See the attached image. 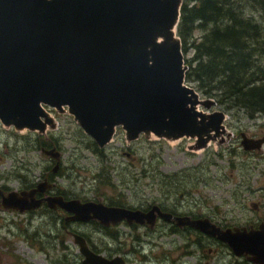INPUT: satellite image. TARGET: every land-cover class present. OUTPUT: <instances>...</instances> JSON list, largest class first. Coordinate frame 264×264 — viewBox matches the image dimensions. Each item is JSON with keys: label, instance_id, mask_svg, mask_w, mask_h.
<instances>
[{"label": "water", "instance_id": "obj_1", "mask_svg": "<svg viewBox=\"0 0 264 264\" xmlns=\"http://www.w3.org/2000/svg\"><path fill=\"white\" fill-rule=\"evenodd\" d=\"M184 0H0V121L16 131L44 134L55 123L44 106L68 112L99 147L122 127L128 141L140 134L178 140L197 137L198 147L225 131L216 101L187 87L182 41L177 35ZM186 84V85H185ZM264 137L247 139L245 150H260ZM45 153L50 154L52 152ZM59 160L60 153L52 155ZM59 167V162L56 164ZM46 184L28 192L0 189L3 206L21 212L60 207L75 221L109 224L126 219L154 223L158 209L167 221L226 243L236 256L264 264V224L258 230H222L208 219L173 217L153 207L148 213L99 202L37 199ZM83 264H111L75 236Z\"/></svg>", "mask_w": 264, "mask_h": 264}, {"label": "rangeland", "instance_id": "obj_2", "mask_svg": "<svg viewBox=\"0 0 264 264\" xmlns=\"http://www.w3.org/2000/svg\"><path fill=\"white\" fill-rule=\"evenodd\" d=\"M256 19L262 21L261 13L256 14ZM191 57L192 52L185 55V59ZM189 86L194 88L193 84ZM213 111L226 116L227 131L222 144L216 142L206 150L196 149L192 147L194 139L168 142L153 135L150 138L142 135L130 142L126 132L118 128L102 156L92 152V139L72 115L56 111V129H49L43 135L55 136L62 153L61 173L55 181L61 190L75 194L82 201L106 203L108 195L118 190L133 205L146 207L159 201L170 208L177 202L181 212L197 215L205 212L219 223L259 222L264 218V145L260 150L246 151L241 133L247 139L263 138L264 116L251 119L243 111H228L219 104L212 107L210 112ZM37 135L26 130L15 131L0 122V187L16 191L21 185L42 182L52 171L48 167L54 163L37 147ZM185 173H190L189 177L178 178L183 185L176 194L172 193V203H167L164 193L172 189L168 183L158 188L160 175L184 176ZM108 179L113 188L105 183ZM179 194L184 195L182 202ZM253 203L259 204L258 208H253ZM217 209L224 213L219 215ZM58 223L48 215L27 216L6 210L0 201V264H72L76 253L74 240L65 234L62 223ZM71 229L87 234L99 251L104 252V235L93 231L94 225L72 224ZM161 240L168 249L174 243L172 240L178 242V236L167 234ZM231 251L210 256V263L232 261ZM188 261L194 264L193 260Z\"/></svg>", "mask_w": 264, "mask_h": 264}, {"label": "flooded vegetation", "instance_id": "obj_3", "mask_svg": "<svg viewBox=\"0 0 264 264\" xmlns=\"http://www.w3.org/2000/svg\"><path fill=\"white\" fill-rule=\"evenodd\" d=\"M50 111L53 113V119L56 121V110L50 108ZM64 113V112H63ZM46 132L45 134H47ZM43 134V135H45ZM39 135V134H38ZM246 134L241 133V137ZM230 137V136H229ZM223 139L220 143L225 142V135H220L216 137L215 140ZM44 140L52 142L53 146L49 149L41 148L40 150L45 153L52 152L49 155L50 161L54 163V166H49L48 168H52L51 172H48V175L45 176L42 182H32L26 185H21L15 192L21 195L22 192H28L37 188L40 183L46 184V190L43 193H36L35 197L37 199H44L46 197H57L62 196L64 200H80L81 202H89L82 201L75 194H69L67 190H61L55 179L61 173L62 162L61 157L62 153L59 151V147L57 146V140L55 136L50 135L49 138H45ZM164 141V140H161ZM92 152L96 156H102L104 153V148H100L97 143L92 139ZM199 141L196 140L192 143V147L198 149ZM192 148V149H193ZM205 148L204 150H206ZM60 153L59 160L55 159L52 155ZM129 155V154H128ZM130 156V155H129ZM59 162V167H56V164ZM190 173H185L184 176L180 175H160V178L157 182L158 188L162 187V183H168L171 187L172 191H168L164 193V197L167 203L171 202V195L176 194L175 192L180 188L181 182L179 181V177L188 178ZM98 177V176H97ZM107 181H110L109 179ZM154 183V181H153ZM174 183L176 185H174ZM110 187L113 188L114 185L110 182ZM183 185V184H182ZM4 195H8L13 190H10L8 187H0ZM179 201L182 202L184 200V195L179 194ZM0 201L2 203V196L0 195ZM99 203L100 201H93ZM103 203V202H101ZM263 204L262 202H260ZM107 207H115L127 209L130 211H140L142 213H148L153 207H158L162 213L171 214L173 217H189L191 220H199V219H208L211 223H214L216 226L220 227L222 230H258L261 225L264 224V218L259 222H249L245 225L233 222H223L219 223L214 220L213 215L208 213H203L202 215H197L195 213L188 214L187 212H181L179 210V203L173 202V207L168 206V204H164L162 202L156 201L151 202L148 206L143 205H133L129 202L128 198L120 191L116 190L108 195L106 198V203H103ZM259 204L253 203V208H258ZM4 207V206H3ZM5 208V207H4ZM261 208V207H260ZM259 208V209H260ZM6 210H14L19 214H26L27 216H50V219L56 223L61 222L63 225V230L66 235H70L74 240L76 253L73 255L72 264H83L85 257L80 252V246L75 241V236L83 237L88 247L91 251L96 254H101L104 256L111 264H191L188 260H193L194 264H211L210 256L220 255L222 256L225 250L231 249L226 243L209 236L190 225H178L175 219L171 221L165 220L159 214L158 209L155 210V221L154 223H149L145 221L144 223H140L137 221L129 222L126 219L113 222L111 221L109 224H102L96 219H92L89 222H79L73 220L71 217L72 213H69L60 207L50 208L48 204L44 201L40 207L26 210L24 212L19 211L18 209H7ZM217 213L219 215L223 214L221 210L217 209ZM262 218V217H261ZM225 220V219H224ZM92 224L95 226L93 231H98L103 233L104 235V252L99 251L96 247V244L93 240L84 232L79 230L71 229L72 224ZM61 229V230H62ZM165 230V231H164ZM178 236V242L172 240L173 245L168 249L163 246L161 237L164 235ZM55 238H58V234L55 235ZM69 248V246L67 245ZM231 254L234 255L233 260L230 262L224 261L223 264H256L248 259V256H236L233 251Z\"/></svg>", "mask_w": 264, "mask_h": 264}, {"label": "trees", "instance_id": "obj_4", "mask_svg": "<svg viewBox=\"0 0 264 264\" xmlns=\"http://www.w3.org/2000/svg\"><path fill=\"white\" fill-rule=\"evenodd\" d=\"M177 32L184 55L192 52L187 83L228 111L264 116V0H184Z\"/></svg>", "mask_w": 264, "mask_h": 264}]
</instances>
